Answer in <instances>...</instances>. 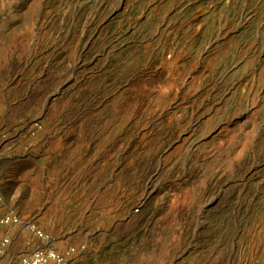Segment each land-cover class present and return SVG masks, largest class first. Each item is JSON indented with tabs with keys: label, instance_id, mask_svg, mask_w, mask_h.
<instances>
[{
	"label": "rangeland",
	"instance_id": "obj_1",
	"mask_svg": "<svg viewBox=\"0 0 264 264\" xmlns=\"http://www.w3.org/2000/svg\"><path fill=\"white\" fill-rule=\"evenodd\" d=\"M0 199V264H264V0H0Z\"/></svg>",
	"mask_w": 264,
	"mask_h": 264
},
{
	"label": "built area",
	"instance_id": "obj_2",
	"mask_svg": "<svg viewBox=\"0 0 264 264\" xmlns=\"http://www.w3.org/2000/svg\"><path fill=\"white\" fill-rule=\"evenodd\" d=\"M16 223L19 222L12 212L0 213V227L10 226L11 224ZM27 228L35 238L42 239L44 237L42 232L35 228L34 225L27 226ZM8 243L9 240L6 237H0V256L4 253ZM19 262L20 264H66L64 256L59 255L50 249L45 251L35 249L28 255L21 257Z\"/></svg>",
	"mask_w": 264,
	"mask_h": 264
}]
</instances>
